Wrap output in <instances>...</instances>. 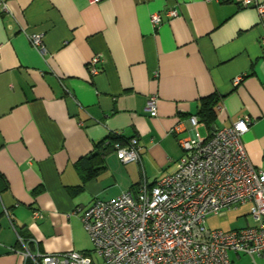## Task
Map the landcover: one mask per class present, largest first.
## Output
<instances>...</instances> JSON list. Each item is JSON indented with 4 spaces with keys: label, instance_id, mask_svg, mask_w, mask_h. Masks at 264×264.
I'll return each mask as SVG.
<instances>
[{
    "label": "crops",
    "instance_id": "crops-1",
    "mask_svg": "<svg viewBox=\"0 0 264 264\" xmlns=\"http://www.w3.org/2000/svg\"><path fill=\"white\" fill-rule=\"evenodd\" d=\"M4 2L0 264H32L21 255L18 236L31 252L88 253L82 211L173 174L185 156L179 140L194 134L188 118L199 119L202 100L212 95L220 98L215 119L211 126L200 122L199 136L249 117L242 141L251 164L264 171V23L253 6L242 0ZM152 14L161 18L157 27ZM32 34L42 35L44 54L30 44ZM94 55L102 61L93 76L86 64ZM151 95L158 97L155 117L145 110ZM114 133L117 142L137 138L140 162L117 159ZM33 211L42 217L33 219ZM242 216L239 229L251 223L248 212ZM229 259L264 264V254L253 260L230 252Z\"/></svg>",
    "mask_w": 264,
    "mask_h": 264
},
{
    "label": "built area",
    "instance_id": "built-area-1",
    "mask_svg": "<svg viewBox=\"0 0 264 264\" xmlns=\"http://www.w3.org/2000/svg\"><path fill=\"white\" fill-rule=\"evenodd\" d=\"M241 5L253 6L264 23V1L242 0ZM7 11L6 2L0 0V12ZM167 15L174 17L176 11L169 10ZM150 21L154 27L162 22L159 14H152ZM29 41L33 48L45 53L41 34L29 35ZM101 61L100 55L90 58L86 64L90 75L99 73ZM157 102V95L147 98L145 110L151 117L157 115ZM188 123L194 134L179 140L185 156L178 161L173 174L153 185L143 182L117 197L97 200L82 211L80 220L96 260L88 253L72 251L31 252L29 242L18 236L24 260L30 259L32 264H230V252L253 260L261 257L264 171L251 164L242 141L253 121L241 117L205 138L196 131L200 124L197 116H190ZM174 131L178 132L179 126ZM112 136L119 137L118 133ZM103 144L107 146L109 140ZM112 147L123 164L141 160L137 138L115 142ZM244 205L249 207L251 220L246 227L224 231L206 226L209 216ZM41 217L39 211L32 212L33 219Z\"/></svg>",
    "mask_w": 264,
    "mask_h": 264
},
{
    "label": "rangeland",
    "instance_id": "rangeland-1",
    "mask_svg": "<svg viewBox=\"0 0 264 264\" xmlns=\"http://www.w3.org/2000/svg\"><path fill=\"white\" fill-rule=\"evenodd\" d=\"M247 212H248V207L241 206L237 210H231L230 213L227 215L226 219L224 220L218 219L216 217H211V218L208 217L206 224L210 228H214V229L216 228H220V229L238 228L239 229L245 223V219L243 218L242 215L246 214ZM88 255H90V257L93 260L97 259V255L94 253L92 245H91V248L89 249Z\"/></svg>",
    "mask_w": 264,
    "mask_h": 264
},
{
    "label": "trees",
    "instance_id": "trees-1",
    "mask_svg": "<svg viewBox=\"0 0 264 264\" xmlns=\"http://www.w3.org/2000/svg\"><path fill=\"white\" fill-rule=\"evenodd\" d=\"M219 102L220 98L216 95H212L208 98L203 99L198 113L199 122L211 126L215 119V111L219 105ZM109 139L115 142L120 141L116 136H109Z\"/></svg>",
    "mask_w": 264,
    "mask_h": 264
}]
</instances>
